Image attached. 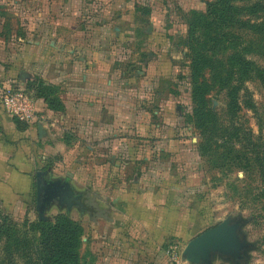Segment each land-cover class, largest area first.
Masks as SVG:
<instances>
[{"label": "rangeland", "instance_id": "374dc122", "mask_svg": "<svg viewBox=\"0 0 264 264\" xmlns=\"http://www.w3.org/2000/svg\"><path fill=\"white\" fill-rule=\"evenodd\" d=\"M217 4L222 39L216 36L218 30L210 18L215 17L211 9ZM0 7L6 9L4 22L18 21L25 30L31 26L34 30L27 32L36 37L44 34L43 46L49 47L47 33L52 23L62 25L60 36L73 49L81 39L89 41L86 49L98 52L114 74L118 83L114 98L120 89L118 98L124 102L122 107L126 104L122 110L131 121L117 134L121 155L102 156L100 150L96 152L98 138L83 135L80 118L68 115L65 105L61 112L47 108L54 114L39 105L33 125L9 116L18 128L33 129L29 151L36 145L40 151L36 156L32 152V167H0V264H41L40 234L35 230L40 222L37 172H44L52 182H67L74 197L84 195V205H93L99 212L113 211L116 185L132 195L164 189L166 195L179 199L185 213V235H170L168 244L179 245L182 258L191 240L228 222L236 228L240 248L231 256L215 255L212 264H264V0H0ZM68 23L73 28H64ZM200 38L210 44L207 51L215 53L218 69L223 70L228 49L234 56L238 53L236 62L241 68L249 69L243 75L234 72L232 83L240 88L236 110L229 114L233 137L229 134L228 138L238 137L242 147L216 150L215 161L227 166L222 171L210 169L215 162L209 165L200 155V134L189 119L193 114L190 58L195 47L205 51L197 43ZM20 48L13 41L6 45L15 58ZM224 75L210 76L208 83H219ZM11 80L38 99L28 89L36 82L31 69L24 86L16 74ZM60 95L59 91L62 101ZM226 96L227 92L214 90L208 98L211 110L222 118L229 109ZM45 148L54 152L47 154ZM205 215L211 218L209 225L202 219ZM61 216L81 227L82 246L92 225L90 214L49 203L46 221ZM78 256L79 264H87L81 247Z\"/></svg>", "mask_w": 264, "mask_h": 264}, {"label": "crops", "instance_id": "0c3cea01", "mask_svg": "<svg viewBox=\"0 0 264 264\" xmlns=\"http://www.w3.org/2000/svg\"><path fill=\"white\" fill-rule=\"evenodd\" d=\"M5 11L0 7V90L9 81L16 82L11 80L15 74L20 85L24 86L26 72L31 69L36 79L59 89L68 115L80 118L83 135L98 138L97 153L100 150L102 156L105 153L121 155L122 147L115 141L130 119L122 110L126 104L122 107L124 102L118 98L120 89L114 98V86L117 87L118 83L115 85L114 74L108 71L101 55L88 51L89 41L85 39L75 42L78 48H71L72 43L60 36L62 25L58 23H52L47 33L49 47L43 46L46 43L44 34L36 37V34L27 32L34 30L31 26L25 30L20 29L18 21L4 22ZM63 26L73 28L69 23ZM11 41L21 46L16 58L6 50ZM78 54L84 55L77 57ZM109 86L113 88L111 95ZM38 104L54 114L42 99ZM92 124L94 127L91 128ZM33 138V129L18 128L0 104V167H32V152L36 156L40 151L38 145L29 151ZM45 149L47 154L54 152L51 148ZM114 192L115 197L111 199L113 211H100L96 218L90 217L92 225L86 230L81 246L87 264H169L166 255L169 236L185 235L186 218L179 199L166 195L164 189L159 193L132 195L116 185ZM188 219L193 222L194 217ZM202 219L210 224V216L205 215Z\"/></svg>", "mask_w": 264, "mask_h": 264}, {"label": "trees", "instance_id": "16d2710c", "mask_svg": "<svg viewBox=\"0 0 264 264\" xmlns=\"http://www.w3.org/2000/svg\"><path fill=\"white\" fill-rule=\"evenodd\" d=\"M218 7L219 4L212 7L211 10H213L215 17L210 18L218 30V35L216 36L221 37L223 35L221 34L223 25L221 24V19L216 14L219 11ZM201 21L203 22V18ZM210 36V34L204 35L205 38ZM215 38L216 40L218 39L217 37ZM217 41L221 42L219 39ZM197 43L204 46L205 51L199 52L196 47L191 51V64L189 67L193 114L189 119L200 134V144L198 147L200 155L206 160L208 159L209 165L215 162L213 167H209L210 169L222 171L227 166L223 167L218 161H215L214 153H217L216 150L228 147L239 148L241 146L239 144L241 140L238 137L230 141L233 134L231 133L232 131H229L231 125L229 114L232 115L236 110L234 109V104L237 102L236 92L240 88L239 85L232 83L233 76L237 74L234 72L239 70V74L243 75V72L248 73L249 69L248 67L241 68L239 66V63L236 62L238 53H235L234 56V52L231 49L227 50L230 52V55L224 57L223 70L218 69L215 62L217 59L214 55L215 53L207 51L211 48L210 44L201 38ZM247 66H249L248 63ZM220 72L225 73L224 80L210 85L208 83L209 77H217ZM29 88L35 91L37 98L42 99L51 111L61 112L64 110V104L58 96L59 89L57 87L36 79V82H32ZM214 90L227 92L226 99L229 103V109L224 118L214 113L209 106L210 100L208 98ZM229 134H232L231 139L228 138ZM230 142L233 143L230 144ZM229 154L227 158L231 156ZM84 198L86 197L84 196ZM83 212H87L92 218H96L99 211L92 205V207H87L86 211ZM35 230L40 234L39 259L41 264H79L78 255L81 247L82 229L78 224L68 217L61 216L54 222H38L35 225Z\"/></svg>", "mask_w": 264, "mask_h": 264}, {"label": "water", "instance_id": "95a60500", "mask_svg": "<svg viewBox=\"0 0 264 264\" xmlns=\"http://www.w3.org/2000/svg\"><path fill=\"white\" fill-rule=\"evenodd\" d=\"M41 175L43 173H38V178ZM42 183L39 181L37 186V209L40 221H46L47 219L44 218V215L47 201L53 196H60L62 189L65 188L69 192H71V189L67 182H54L57 184L51 182L44 185ZM60 183H64V185ZM239 248L240 245L236 238V228L228 225V222H222L191 240L184 251L185 258L183 260L186 259L190 264H212L215 255L221 257L231 256Z\"/></svg>", "mask_w": 264, "mask_h": 264}, {"label": "built area", "instance_id": "2783aa9c", "mask_svg": "<svg viewBox=\"0 0 264 264\" xmlns=\"http://www.w3.org/2000/svg\"><path fill=\"white\" fill-rule=\"evenodd\" d=\"M0 103L5 112L21 123L33 125L38 119L39 104L26 89L9 81L0 90ZM169 264H186L179 245H170L166 250Z\"/></svg>", "mask_w": 264, "mask_h": 264}, {"label": "flooded vegetation", "instance_id": "af4514ba", "mask_svg": "<svg viewBox=\"0 0 264 264\" xmlns=\"http://www.w3.org/2000/svg\"><path fill=\"white\" fill-rule=\"evenodd\" d=\"M38 173L40 172H37L36 174V189H37V186H38V182L41 181L43 182L42 185H44L45 183H51L52 181L49 180V178L44 174V172H41L43 173V175H41L39 178H38ZM54 183V182H52ZM54 184H57V183H54ZM62 185H64V183H60ZM65 187V186H64ZM37 192V190H36ZM61 195L58 196H53L51 197L48 201H47V207L49 205V203H56V204H59V205H65L67 206L68 208L70 207H77L80 211H86L87 207L84 205V195H81L79 197H74L72 195L71 192L67 191V189H62L61 190ZM79 202H81V204H79ZM82 208V209H81Z\"/></svg>", "mask_w": 264, "mask_h": 264}]
</instances>
